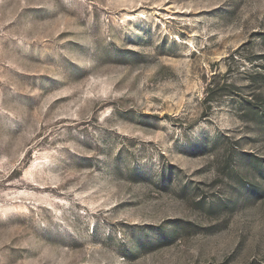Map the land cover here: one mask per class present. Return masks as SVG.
<instances>
[{"label":"rangeland","instance_id":"obj_1","mask_svg":"<svg viewBox=\"0 0 264 264\" xmlns=\"http://www.w3.org/2000/svg\"><path fill=\"white\" fill-rule=\"evenodd\" d=\"M263 77L264 0H0V264H264Z\"/></svg>","mask_w":264,"mask_h":264},{"label":"trees","instance_id":"obj_2","mask_svg":"<svg viewBox=\"0 0 264 264\" xmlns=\"http://www.w3.org/2000/svg\"><path fill=\"white\" fill-rule=\"evenodd\" d=\"M261 84L263 85L264 81H262ZM213 89H214L213 86L209 85L207 89L208 95L212 93ZM256 99L258 100L257 104L255 102L253 103L252 100L246 101L247 103V106L245 109L246 115L250 114L254 122L257 123L261 127L262 131L264 132V102L262 103V100L260 99V95H258ZM260 114L262 116H259ZM257 166H258L257 173L259 177L263 179L264 178V162L261 160H257Z\"/></svg>","mask_w":264,"mask_h":264}]
</instances>
